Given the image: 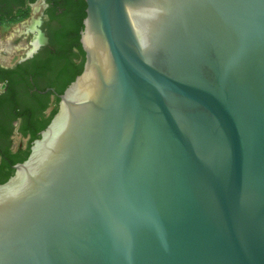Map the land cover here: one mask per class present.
Returning a JSON list of instances; mask_svg holds the SVG:
<instances>
[{
  "label": "water",
  "instance_id": "water-1",
  "mask_svg": "<svg viewBox=\"0 0 264 264\" xmlns=\"http://www.w3.org/2000/svg\"><path fill=\"white\" fill-rule=\"evenodd\" d=\"M83 1L0 264H264V0Z\"/></svg>",
  "mask_w": 264,
  "mask_h": 264
},
{
  "label": "flooded vegetation",
  "instance_id": "flooded-vegetation-1",
  "mask_svg": "<svg viewBox=\"0 0 264 264\" xmlns=\"http://www.w3.org/2000/svg\"><path fill=\"white\" fill-rule=\"evenodd\" d=\"M32 6L38 16L21 26L18 38H8L7 49L0 41V180L12 175L29 143L50 121L58 96L82 59L70 48L74 16L55 9L50 0H0V23L6 29L21 24ZM77 33L79 43V29Z\"/></svg>",
  "mask_w": 264,
  "mask_h": 264
},
{
  "label": "trees",
  "instance_id": "trees-1",
  "mask_svg": "<svg viewBox=\"0 0 264 264\" xmlns=\"http://www.w3.org/2000/svg\"><path fill=\"white\" fill-rule=\"evenodd\" d=\"M32 1V0H31ZM52 2V6L55 7V9H59L62 13H72L73 17V24H74V29L71 34V42H70V48L75 49L76 51H73V55L75 56L76 59H78V54L82 56L83 59V53L80 49L79 43H78V33L77 30L80 29V24L82 22V19L84 17V9H85V3L83 0H50ZM82 59L80 63L75 65V74L70 75L68 78V83L67 85L74 79L76 75H78L81 71V65H82ZM48 123L45 124V126ZM44 126V127H45ZM30 145V143H29ZM29 150H27L26 155L23 157L22 161L27 157ZM21 161V162H22ZM9 175L8 177H10ZM4 178L0 180V184L6 181L8 178Z\"/></svg>",
  "mask_w": 264,
  "mask_h": 264
},
{
  "label": "rangeland",
  "instance_id": "rangeland-1",
  "mask_svg": "<svg viewBox=\"0 0 264 264\" xmlns=\"http://www.w3.org/2000/svg\"><path fill=\"white\" fill-rule=\"evenodd\" d=\"M36 4H37V3L33 4V6H37ZM33 6L27 8L25 14H24L23 17H22V23H21V24L18 23L17 26H13V27H12L13 30H12V28H11V29H6V28H4L3 23H0V41L4 44V46L2 45L1 47L7 49V48H6V47H8L7 43L9 42V41H8V38H10L12 41L16 40V39L18 38V36H19V32H20V30H22L21 26H22L23 24L29 22L31 19H34V18H36V17L38 16V13L35 12V10H34L35 8H33ZM16 31H17V32H16ZM7 32H10V34H13V35H12V36L9 35V37H8V33H7ZM3 35H6V38H3ZM1 37H2V38H1ZM17 42H18V44H20V45L22 46V48L25 47L23 40L19 39V40H17ZM14 45H15V44H14ZM13 51H14V50H13ZM7 52H8V51H7ZM18 52H19V51H18ZM20 52H21V50H20ZM3 56H4V55H3ZM3 56H2V57H3Z\"/></svg>",
  "mask_w": 264,
  "mask_h": 264
}]
</instances>
